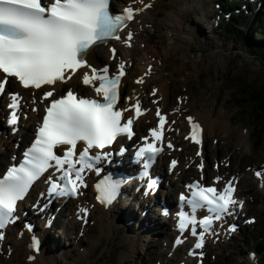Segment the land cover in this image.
Segmentation results:
<instances>
[{"label":"snow or ice","instance_id":"obj_1","mask_svg":"<svg viewBox=\"0 0 264 264\" xmlns=\"http://www.w3.org/2000/svg\"><path fill=\"white\" fill-rule=\"evenodd\" d=\"M149 7L147 3L135 8L125 6L121 14H111L109 0H0V94L5 91L10 77L15 78L24 89L42 90L44 86H55L72 79L74 74H79L78 70L88 68L91 75L84 71L82 82L94 85L98 97L78 96L69 89L57 98L54 91H43L40 101L45 106L35 138L23 152L19 165L9 166L0 178V242L5 238L6 227L19 218L16 215L18 202L25 198L30 186L39 177L53 170L46 181L49 197H76L82 187H87L83 173L86 170L99 173L97 162L102 155H111L101 150L112 145L121 135L129 139L133 136V118L123 120L122 117L129 108L134 110L136 118L142 115L143 110L140 100L123 109L118 107L125 63H119L116 70L110 73L107 64L93 67L86 56L93 47L109 40L122 41L130 46L133 32L127 31L126 37H122L120 32L134 20L135 13ZM110 51L115 56L116 49ZM136 82L141 83L142 80ZM21 101L19 93H9L6 124L13 131L18 125ZM32 102L37 103L35 96ZM31 110L39 111L35 107ZM156 116L158 126L149 130L152 142H147L148 137L142 138L145 143L135 153L137 158H145V169L150 158L161 152L157 142L162 140L166 116L159 108L156 109ZM187 119L191 126V140L199 144L200 125L191 116ZM78 144L84 145L82 150ZM167 147L171 149L173 145L169 142ZM93 149L97 150L94 154L90 152ZM12 159L15 160V157ZM176 164V160L170 162L171 167ZM143 174L147 175V172ZM262 175L264 173L256 172L257 177ZM219 179L215 178L216 181ZM119 187V181L105 176L95 184L96 200L105 206L110 205L117 199ZM155 187V181L148 180L145 195ZM186 187L190 195L181 193L179 201L191 206L192 212L177 213V228L186 234L190 231L195 242L189 255H197L195 250L202 248L206 234L218 236L214 225L236 215V209L243 206V201L234 198L235 186L231 180L222 189L198 182L189 183ZM40 195L44 196V193ZM197 210H204L206 214L198 217ZM79 211L83 217L88 214L87 208L81 207ZM161 214L169 213L162 210ZM236 227L233 223L227 230L230 233ZM30 247H38L35 236L31 238ZM198 255L203 256V252ZM33 258L31 255L27 257L29 261Z\"/></svg>","mask_w":264,"mask_h":264},{"label":"rangeland","instance_id":"obj_2","mask_svg":"<svg viewBox=\"0 0 264 264\" xmlns=\"http://www.w3.org/2000/svg\"><path fill=\"white\" fill-rule=\"evenodd\" d=\"M218 2L219 0H163L164 10H182L181 24L191 31L194 40L191 36L185 44L177 41L179 46L176 50L171 48L167 60L161 55L160 51L164 46L159 42L154 50L156 47L160 50L156 57L161 58V63H165L161 70L162 79L171 82L168 86L166 111H176L174 117H171V133L182 147V151L177 154L182 158L185 153L190 155L188 162L190 158L200 157V153L197 155L200 146L184 139L189 126L187 115L199 110L202 113L208 112L211 119L219 117L222 123L216 128L208 129L204 146L206 156L203 161L207 163L210 177L213 175L212 171H216L213 166L224 163L227 166L223 165L222 173H226V176L237 174L244 178V182L240 183V190L247 203V215L254 216L257 220L229 240L223 238L210 241L206 247V264H257L260 257L255 256L251 249L254 250L255 240L264 237V184L255 177V170L260 169L263 172L264 169V132L260 135L256 131L254 103L250 91L264 87V49L259 47L252 52L243 38L228 30L225 23H220L221 8L218 7ZM252 2L247 3L252 7L258 5L253 0ZM243 6L244 4L240 11H243L245 16L250 9L247 5ZM253 18L240 17L236 23L243 29ZM260 31L255 34L256 38L264 34V23ZM106 49L109 51L108 47ZM174 76L176 80H173ZM157 78L160 79L159 76ZM158 79L155 81L159 82ZM136 81L131 78L130 85L138 86ZM152 84L147 87L151 101L153 96L149 93L152 91ZM187 96L190 97L189 100H186ZM177 107H181V110L178 111ZM180 111L183 113L177 114ZM3 116V108L0 106L2 125L5 124ZM16 137L19 138V134H16ZM11 151L0 166V173L9 163ZM1 153L0 149V156ZM188 169L196 171L194 166ZM165 191L167 184L164 183V194L160 193L164 196ZM131 210L128 209V212ZM96 213L101 221L94 215L88 219L86 227L83 223V227L77 225L72 231L70 227L75 220H72L68 212L63 214V220L60 218L61 224L46 231L50 242L56 243L55 249H50L43 258L40 257L37 264L182 263L184 250L171 252L169 224L160 227V231L152 237L140 236L133 245L130 230L125 223L116 222L114 219L111 221L109 216L97 212V209ZM251 221L248 220V223ZM20 232L18 228L10 229L6 240L2 242V264H32L37 260V256L39 257L40 253H37L33 262L27 259L28 242L18 241L16 235Z\"/></svg>","mask_w":264,"mask_h":264},{"label":"bare ground","instance_id":"obj_3","mask_svg":"<svg viewBox=\"0 0 264 264\" xmlns=\"http://www.w3.org/2000/svg\"><path fill=\"white\" fill-rule=\"evenodd\" d=\"M132 7H142L143 3H147L150 5L149 8L144 9L142 12H138L134 14V20L131 21L126 28L124 29V33L121 35L122 37H126L127 31L133 32V38L129 42V45L124 44L122 41H116L113 40L108 44L109 51H107V47L102 44L97 47L92 48L88 53V61L89 63L97 67V64L100 65L98 62L99 60H102L103 62H106L110 65L109 71H115L116 66L124 62L126 65L125 69V77H123V83H122V91L125 93L127 92L126 97V103L131 104L135 100H142L143 105L146 107V111L144 113V116L140 117L137 121V129L142 130L144 127V121L146 119H154V117H151V110L154 109L153 103L149 101V98L146 97V91L147 87L153 83V89L156 90L157 97H162V106L165 108L167 107L166 103L168 101V93H169V85L171 82H165L162 79V68L164 67L165 63H161V58L156 57L158 54V51H160L157 47L156 50L155 46L159 42L162 46V50L160 52L161 55H164L167 60V57L169 56L171 48L174 50L177 49L178 42H186L187 38H190L192 36L191 31H188L185 29V27L181 24L182 19V10L179 8H176L175 10H164L163 8V0H135V1H128ZM171 4V3H170ZM203 4V2H202ZM171 6V5H170ZM204 7V6H203ZM205 8V7H204ZM161 14V15H160ZM154 35V37H152ZM192 40H194L192 36ZM185 44V43H184ZM114 46L117 48V52L115 56L112 55L110 51V47ZM163 56V57H164ZM185 65V64H184ZM151 66V72H148V68ZM186 67V66H184ZM88 71L91 74L90 69L85 68L78 72V75H74V78L70 79V81H65L61 84H57L56 86H63L66 83H73L74 86H78V81H82L83 72ZM181 72L182 69H181ZM183 74V73H182ZM191 75V73H190ZM159 76L160 79L157 78ZM176 76V75H175ZM173 77V80L176 77ZM131 78H141L142 82L140 85L136 86H130L129 82ZM156 79L160 80L155 81ZM179 79V78H178ZM185 79V77H184ZM172 80V81H173ZM176 82V81H175ZM137 85V84H134ZM88 87H92V85H86ZM52 87V86H51ZM55 91H57L56 88H54ZM23 94V102H24V108H23V123L20 122L22 129L20 130V136L23 139H26L29 136V131L31 130L32 126L34 127L35 123L38 121V113H33L28 111V107L25 103L32 102L33 97H36L37 105H42L43 103L40 101V98L37 95H32V92L27 90H21ZM6 93L4 94V97L6 96ZM130 98L129 102L128 99ZM190 97H186V100H189ZM33 103V102H32ZM34 104V105H35ZM189 105V104H188ZM181 110V109H180ZM183 112L180 111V114ZM207 113V114H206ZM202 113L199 112V110H195L192 112V114L188 115L193 118V120L200 125V157L204 159L205 158V151L203 147L205 146V139L208 132V129H212L213 127H217L220 125L219 117L217 119H211V117L208 115V112ZM210 114V113H209ZM222 115V113L220 114ZM173 116V115H172ZM221 117V116H220ZM188 122V119H187ZM189 123V122H188ZM229 126V125H228ZM228 128V127H227ZM173 135L169 133L168 139L174 140ZM18 139L16 136L9 131L7 132L6 126L0 125V149L2 150L1 153V159H0V166L4 162V160L8 157V152L12 150L10 153H16L15 148L17 145ZM197 159V158H195ZM199 163V162H198ZM202 164V163H200ZM170 167V166H169ZM168 169V168H167ZM159 172H163L165 174V177L167 180L170 181V183L175 184L180 189L186 188V185L190 183V179L188 176H194L196 172L193 170H187L184 168V163L179 167V165L175 168L173 174L164 169L162 166L158 167ZM154 172H157V169L154 170ZM198 172V171H197ZM223 180L224 178L221 177ZM244 180V178L242 179ZM37 190H41L44 188L43 183H38L36 185ZM122 192L121 196L125 198V207L123 210H119L118 213L116 212V209H114L115 206L105 209L102 206H95L92 201L84 198L79 197L77 199H73L68 205L70 207H74L77 211L80 209V207L91 209L92 214L91 216L97 215L98 213H103L106 216H109V220L111 221L114 219L116 222L120 221L121 223H125L128 225L133 245L137 242L138 238L145 237V235H148V237H152L156 234L158 229L161 227V221L160 219H166L164 223H166L169 219L173 220V217L169 215L167 218L161 217L162 209H159V203L160 201L156 198L154 201H151L154 199V195H151V199L146 198L143 200H136V193H132L131 186H127V183L121 187ZM162 192V191H161ZM166 195H162L163 197L166 196V201L170 200V196L167 195V192L165 191ZM128 194V196H126ZM164 194V192L162 193ZM82 195V194H81ZM120 196V197H121ZM119 197V198H120ZM136 200V201H135ZM42 204V202H40ZM169 203H171L172 206L176 205V200L172 198ZM58 207V206H56ZM132 209L128 212V209ZM60 211V212H59ZM47 210L41 212L39 214V217L43 214H46ZM61 210L53 209L51 210L52 216L49 215V226L51 229L56 227L59 223L61 224V220L55 219L54 217H57L61 214ZM157 215V216H156ZM122 218V219H120ZM141 218V219H140ZM169 218V219H168ZM23 220H33V216L28 213L25 216H22ZM99 219V218H98ZM101 221V219H99ZM130 220L132 222L130 223ZM97 221V220H96ZM71 231L75 230V226H71ZM169 228V227H168ZM172 228V227H170ZM10 229V228H9ZM151 230V231H150ZM41 231V230H40ZM40 231H35L34 233H30L29 230H24V233H21L18 235V238L22 241L20 243H27L28 240L26 234L31 235V237L35 236L37 238V244H38V253L39 257L37 256V260L32 264H37L38 260H40V257L43 258L45 253H48L50 249L53 248V250L56 247V243L50 242V238L45 235L46 233H41ZM160 231V230H159ZM164 231V230H163ZM167 231V230H166ZM172 233V231H171ZM174 233V232H173ZM228 233V230H227ZM169 234V232H168ZM164 235V234H163ZM17 236V235H16ZM226 237V233H225ZM19 243V242H18ZM52 243V245H50ZM172 251V250H171ZM174 251V250H173ZM27 252L31 253L29 250V247L27 246ZM185 260L188 264H194V260L190 257V255L184 256ZM36 259V258H35Z\"/></svg>","mask_w":264,"mask_h":264},{"label":"trees","instance_id":"obj_4","mask_svg":"<svg viewBox=\"0 0 264 264\" xmlns=\"http://www.w3.org/2000/svg\"><path fill=\"white\" fill-rule=\"evenodd\" d=\"M231 6V2H229ZM253 21L244 25L245 27L242 29L236 23L238 16H234L231 20L226 23L227 29L236 33L237 36L243 38L247 45H249V49L253 52L256 48L264 49V34L259 38H256L255 34L260 33V27L262 25V15H254ZM251 100L254 103L253 112L255 115L254 124L257 126L256 131L259 132L260 135L264 132V87L255 88L250 91ZM243 107V106H242ZM254 248L262 255L261 261L259 264H264V237L258 238L254 242Z\"/></svg>","mask_w":264,"mask_h":264}]
</instances>
